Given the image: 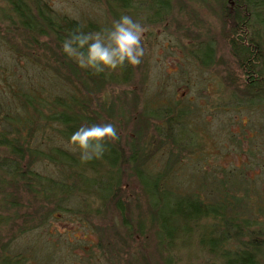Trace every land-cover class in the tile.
<instances>
[{
	"label": "trees",
	"instance_id": "trees-1",
	"mask_svg": "<svg viewBox=\"0 0 264 264\" xmlns=\"http://www.w3.org/2000/svg\"><path fill=\"white\" fill-rule=\"evenodd\" d=\"M94 1L104 4L109 17L112 5L124 13L145 7L142 3L145 0ZM149 1L133 20L142 19L150 27L163 25L173 11L171 0ZM232 1L237 7L235 14L229 11V0H220L222 39L230 59L224 61L217 55L218 44L213 37L192 36L189 55L201 70L219 75L224 89L230 86L240 91L239 98L236 94L232 97L234 107L260 110L264 105V43L254 33L253 23L264 31V20H260L264 1ZM7 3L15 18L7 12L5 18L13 32L22 35L23 44L13 52L15 58L26 61L40 73L32 79L18 78L13 84V79L4 78L6 72H1L8 92L0 95V229L6 228L0 230V264H31L32 248H28L27 256H10L15 236L39 232L50 227L51 220L64 215L74 218L73 221L82 217L88 225L92 219L107 222L105 215L112 209L119 214L125 234L116 231V225L102 230L93 226L110 255L105 264H134L125 259L128 253L123 240L137 242L136 237L141 240L150 233L154 234L151 239L158 242L156 257L161 264H171L169 258L176 254L175 248L185 247V242L197 243L215 260L220 258L226 264H264L259 261V257L264 258V197L261 192L257 196L249 194L255 184L244 181L247 174L232 172L222 179L215 176L219 183L214 189L205 185L190 194L183 189L180 197L171 191L176 175L173 169L182 159L180 153L169 158L164 171L158 174L148 171L161 147L167 145L165 140L174 145L173 153L175 146L186 139L177 138L187 130L184 125L181 128L179 119L182 117L184 121L192 115L185 112L174 118L170 111L173 106L169 104L161 116H155L158 111L152 110L154 101L143 98L147 94L146 76L139 80L137 65L125 64L115 71L94 74L64 54L62 42L68 36L77 31L102 32L98 24H84L61 15L46 0L31 3L7 0ZM229 22L233 24L228 25ZM3 38L1 42L10 50ZM138 81L141 86L132 91L134 100L110 103L101 97L103 108L98 110V105L94 110L91 108V97L102 93L106 86L115 83L126 86ZM141 102L144 111L134 122V111ZM153 118L166 120L167 128L151 125ZM104 123H112L119 138L105 142L102 158L82 162L80 149L71 143L72 133L82 125ZM260 134L264 141V132ZM155 137L164 138V142L158 143ZM242 175L245 178L239 177ZM232 176L241 182L232 180ZM126 183L132 187L131 191L124 188ZM244 183L249 189L244 190ZM214 193L216 197L211 195ZM94 198L99 208L94 207ZM261 216L263 219L259 221ZM16 222L17 234L12 231L11 236L7 235L6 230L12 229ZM231 240L238 241L244 249L236 252L224 249ZM131 258L135 259L132 255ZM143 259L154 264L153 256Z\"/></svg>",
	"mask_w": 264,
	"mask_h": 264
},
{
	"label": "rangeland",
	"instance_id": "rangeland-1",
	"mask_svg": "<svg viewBox=\"0 0 264 264\" xmlns=\"http://www.w3.org/2000/svg\"><path fill=\"white\" fill-rule=\"evenodd\" d=\"M28 1L31 3V0ZM46 1L61 15L81 21L84 24L88 22L98 24L102 31L110 28L112 22L119 19L121 15L136 18V15H139L141 11L143 12L151 3L149 0H145L142 2L145 5L144 8L129 10L127 13L112 5V14L109 17L105 14L104 4L98 1ZM153 3L156 4V2ZM171 4L172 14L161 26L150 27L142 19H136L145 29L142 38L145 54L142 57V63L137 65L136 75L139 80L146 76L147 94L145 93L146 95L140 98H149V100L154 101L152 110L159 113L153 112L155 116H161L170 104L171 107L173 106L170 111H172L174 118H177L179 113L185 112L192 117L186 118L184 121L182 117L179 119L181 128L184 125L187 129L184 135L186 139L180 143V146H175L176 150L173 153L171 149L174 148V145L169 139L165 140L167 145L161 147L156 158H153L154 160L150 163L148 171L154 174L164 171L169 158H174L173 154L178 156L180 153L182 159L179 165L173 169L176 175L172 181L174 182L172 186L174 191L171 190L180 197L183 196V193L180 192L183 189L189 190L188 194L197 192L199 187L202 189L205 185L212 190L216 183H219V181H215V176L217 179H222L232 172L236 175L247 174L248 177L246 178L243 175L239 177L255 184L249 194L257 196V193L261 192L264 197V141L260 134V132H264V105L261 106L260 110L246 106L234 107L235 101L232 100V97L236 94L235 97L239 98L241 96L240 91L230 86L224 89L219 75L218 77L214 72L201 70L192 56L189 55L191 54V45H193L192 36L202 39L213 37L218 44L217 55L224 61L230 59L222 39L224 32L220 0H171ZM228 4L230 13L235 14L237 10L235 3L229 0ZM10 8L7 0H0V80L3 78L1 72H6L4 78L13 79L12 83L14 84L18 78L32 79L40 72L26 61L15 58L13 52H16V48H19L23 42L20 41L22 35L15 34L14 30L10 28L11 24L5 18L6 12L7 15L10 14L15 18L10 13ZM260 11L264 12V6ZM260 20H264V13L260 15ZM232 24L233 22H229L228 25ZM253 30L255 34L261 36L262 39L259 41L264 43L263 27L254 22ZM2 37L9 43L7 44L11 47L10 50L1 42ZM13 49L15 50L13 51ZM41 57H44L42 52ZM136 83L126 86L115 83L110 87L106 86L102 93L99 91L91 97V108L94 110L97 105L98 110L103 108H101V97L104 102L109 100L108 102L120 101L123 103L126 100H134L132 91H138V86H141L139 81ZM6 92H8V84L5 85L1 80L0 95ZM82 95L84 98L86 97L85 92ZM176 108L180 109L176 110ZM136 109L138 110H135L134 114L132 113L134 122L137 121L140 112L144 111V103L141 102ZM165 122L166 120L161 122L154 118L150 120L151 125L159 128H167ZM121 128L123 131L125 130L124 125ZM155 139L159 141L158 143L164 142V138L155 137ZM223 172L224 175H222ZM240 178L232 176V180L236 182H241ZM246 184L244 183V190L248 188L245 187ZM135 185L136 183L132 184V186ZM124 188L131 191L132 187L126 183ZM211 195L217 196L215 193ZM209 197L211 196L209 195ZM94 204L95 208H99L97 201ZM105 219L107 222L92 219V223L88 225L82 221V217L73 221L74 218L72 220L65 215L58 216L50 221V227L46 226L41 231L29 236H15L10 244L9 254L10 256H18V254L27 256L28 248H32L31 264H105V259L110 255L105 250V244L102 246L101 241H99V236L95 233L94 227L102 230L116 225L114 229L125 234L121 224H119V214L116 210L112 209L110 213H107ZM262 219L261 216L259 221ZM259 228L261 227L259 226ZM5 229L2 228L3 231ZM12 231L17 234L18 222L12 229L6 230L7 235L12 234ZM152 236L154 234H147L141 240L136 237L137 242L123 240L122 245L128 253L125 259L134 264L137 262L147 264L141 259L153 256L154 264H158L159 261L156 257V252L159 251L158 242L156 239H151ZM121 238L123 239L124 236L122 235ZM184 245L186 246L175 248L176 254L169 258L171 264H226L220 258L215 260V257L204 252L195 242H185ZM224 249L236 252L244 248H241L238 241L231 240L226 243ZM131 255L136 260H132ZM262 260L264 261V258L259 257V261L262 262Z\"/></svg>",
	"mask_w": 264,
	"mask_h": 264
},
{
	"label": "clouds",
	"instance_id": "clouds-1",
	"mask_svg": "<svg viewBox=\"0 0 264 264\" xmlns=\"http://www.w3.org/2000/svg\"><path fill=\"white\" fill-rule=\"evenodd\" d=\"M145 29L129 15H121L102 32H73L62 42V50L79 67L94 74L111 72L125 64L136 66L145 54L142 38ZM112 123L82 125L71 135V143L80 149V160L102 158L105 142L117 140Z\"/></svg>",
	"mask_w": 264,
	"mask_h": 264
},
{
	"label": "bare ground",
	"instance_id": "bare-ground-1",
	"mask_svg": "<svg viewBox=\"0 0 264 264\" xmlns=\"http://www.w3.org/2000/svg\"><path fill=\"white\" fill-rule=\"evenodd\" d=\"M185 133L184 134H180L177 138H185Z\"/></svg>",
	"mask_w": 264,
	"mask_h": 264
}]
</instances>
